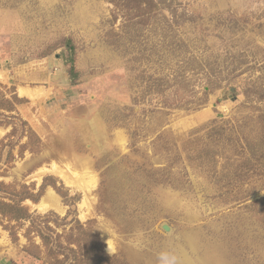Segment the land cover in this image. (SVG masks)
I'll return each instance as SVG.
<instances>
[{
  "label": "rangeland",
  "instance_id": "1",
  "mask_svg": "<svg viewBox=\"0 0 264 264\" xmlns=\"http://www.w3.org/2000/svg\"><path fill=\"white\" fill-rule=\"evenodd\" d=\"M164 249L264 264V0H0V264Z\"/></svg>",
  "mask_w": 264,
  "mask_h": 264
},
{
  "label": "clouds",
  "instance_id": "2",
  "mask_svg": "<svg viewBox=\"0 0 264 264\" xmlns=\"http://www.w3.org/2000/svg\"><path fill=\"white\" fill-rule=\"evenodd\" d=\"M157 264H180V257L174 251L164 249L157 255Z\"/></svg>",
  "mask_w": 264,
  "mask_h": 264
},
{
  "label": "bare ground",
  "instance_id": "3",
  "mask_svg": "<svg viewBox=\"0 0 264 264\" xmlns=\"http://www.w3.org/2000/svg\"><path fill=\"white\" fill-rule=\"evenodd\" d=\"M20 90H21V89H20ZM22 92L25 93V90H24V91L22 90ZM27 92H29V91L26 90V93H27ZM30 92H31V91H30ZM28 94L31 95V93H28ZM25 95H26V94H25ZM33 99H34V98H33ZM54 204H55V203H54ZM43 206H44V205H43ZM51 207H52V206H51Z\"/></svg>",
  "mask_w": 264,
  "mask_h": 264
},
{
  "label": "water",
  "instance_id": "4",
  "mask_svg": "<svg viewBox=\"0 0 264 264\" xmlns=\"http://www.w3.org/2000/svg\"><path fill=\"white\" fill-rule=\"evenodd\" d=\"M166 230H170V227L168 225H165Z\"/></svg>",
  "mask_w": 264,
  "mask_h": 264
}]
</instances>
